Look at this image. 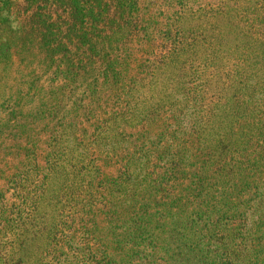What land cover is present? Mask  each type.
Wrapping results in <instances>:
<instances>
[{"label": "rangeland", "instance_id": "rangeland-1", "mask_svg": "<svg viewBox=\"0 0 264 264\" xmlns=\"http://www.w3.org/2000/svg\"><path fill=\"white\" fill-rule=\"evenodd\" d=\"M135 1L0 0V213L24 195L48 219L79 208L70 199L80 200L87 174L76 172L113 147L112 118L128 108L117 100L127 81H117L114 60L125 75L143 70V98L127 100L132 107L148 120L178 104L184 126L196 98L208 109L218 103L210 94L221 83L205 70L243 63L248 39L264 55V0H138L132 9Z\"/></svg>", "mask_w": 264, "mask_h": 264}, {"label": "trees", "instance_id": "trees-1", "mask_svg": "<svg viewBox=\"0 0 264 264\" xmlns=\"http://www.w3.org/2000/svg\"><path fill=\"white\" fill-rule=\"evenodd\" d=\"M254 44L243 63L204 71L219 78L210 94L218 103L208 109L196 98L184 126L178 104L148 120L132 107L127 100L143 98V70L125 75L114 60L117 81H127L117 100L128 108L115 112L113 147L98 149L99 165L75 171L87 174L80 200L70 199L79 208L48 219L28 205L31 195L2 204L0 264H264V55ZM133 124L142 128L129 131Z\"/></svg>", "mask_w": 264, "mask_h": 264}]
</instances>
